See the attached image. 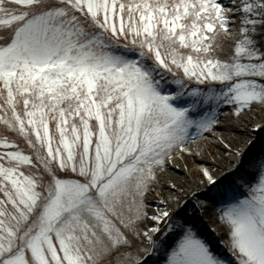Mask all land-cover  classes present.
Listing matches in <instances>:
<instances>
[{
  "label": "snow or ice",
  "instance_id": "6c2138e0",
  "mask_svg": "<svg viewBox=\"0 0 264 264\" xmlns=\"http://www.w3.org/2000/svg\"><path fill=\"white\" fill-rule=\"evenodd\" d=\"M0 264H264V0H0Z\"/></svg>",
  "mask_w": 264,
  "mask_h": 264
},
{
  "label": "trees",
  "instance_id": "16d2710c",
  "mask_svg": "<svg viewBox=\"0 0 264 264\" xmlns=\"http://www.w3.org/2000/svg\"><path fill=\"white\" fill-rule=\"evenodd\" d=\"M217 248L219 249L220 252H223V249L219 247V245H217Z\"/></svg>",
  "mask_w": 264,
  "mask_h": 264
}]
</instances>
